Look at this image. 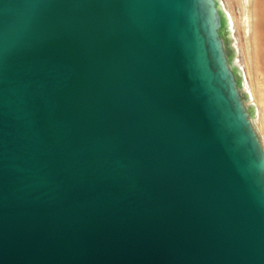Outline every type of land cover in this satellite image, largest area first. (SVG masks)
Returning <instances> with one entry per match:
<instances>
[{
    "label": "water",
    "instance_id": "obj_1",
    "mask_svg": "<svg viewBox=\"0 0 264 264\" xmlns=\"http://www.w3.org/2000/svg\"><path fill=\"white\" fill-rule=\"evenodd\" d=\"M217 0H0V264H264V147Z\"/></svg>",
    "mask_w": 264,
    "mask_h": 264
},
{
    "label": "bare ground",
    "instance_id": "obj_2",
    "mask_svg": "<svg viewBox=\"0 0 264 264\" xmlns=\"http://www.w3.org/2000/svg\"><path fill=\"white\" fill-rule=\"evenodd\" d=\"M217 1L219 3L221 10L223 11V13L226 17V23H227L226 29H227L228 39H229V46L233 50L232 66L236 67V69H237V71L241 77L242 85L240 88H241L242 93H244V99H245L244 102H245L246 107H248L251 110L252 122H253L257 132L259 133L260 139H261L263 147H264V83L261 84L263 86V89H260L259 92H256L254 90L253 86L251 85V82L249 79V71H248L247 65H246L247 62H244V64H243V62H241V59L239 56L240 46L238 43L240 41L238 42V40H237V32H238L237 28L238 27H237L236 18L233 14V11L227 7L226 3L224 2L225 0H217ZM231 8H232V6H231ZM243 8H244L243 26L245 28V34H247L249 39L254 42V51H253V49H251V50L253 52H255L256 59H258V57H257L258 47L256 46L255 33H254V28H253V25H254L253 20L255 19V16L253 14L251 0H244ZM260 19H261L262 24L264 25V6L262 7ZM244 57H246V55ZM252 58H254V57H252ZM256 63L258 64L257 60H256ZM257 68H258V66H257ZM251 78H252V76H251ZM263 78H264V76H263ZM257 88H256V90H257ZM259 95H260V98H259ZM257 120H259V123ZM259 129H261V131L263 133V136H262L263 138H261Z\"/></svg>",
    "mask_w": 264,
    "mask_h": 264
},
{
    "label": "rangeland",
    "instance_id": "obj_3",
    "mask_svg": "<svg viewBox=\"0 0 264 264\" xmlns=\"http://www.w3.org/2000/svg\"><path fill=\"white\" fill-rule=\"evenodd\" d=\"M224 2L226 3L227 7L233 11V14L236 18L237 27H238L237 28L238 29L237 40H238V42L240 41L238 44L240 46L239 56H240L241 62H243V64H244V62H247L246 65H247V69L249 71V79H250L251 85L253 86V88L256 92H259L260 89H263V86L261 84L264 83V78H263V76H264V25L262 24L261 19H260L262 7L264 6V0H251L252 10H253V14L255 16V19L253 20V24H254L253 28H254V33H255L256 46L258 47V52H257L258 59H256L255 52H253L254 51V42L249 39L247 34H245V28L243 26V18H244V16H243L244 15L243 2H244V0H225ZM231 6H232V8H231ZM251 49H253V51ZM245 55H246V57H244ZM252 57H254V58H252ZM256 60H257L258 64L256 63ZM257 66H258V68H257ZM251 76H252V78H251ZM256 88H257V90H256ZM259 98H260V95H259ZM257 121L259 123V120H257ZM259 131H260L261 138H263L262 137L263 133H262L261 129H259Z\"/></svg>",
    "mask_w": 264,
    "mask_h": 264
}]
</instances>
